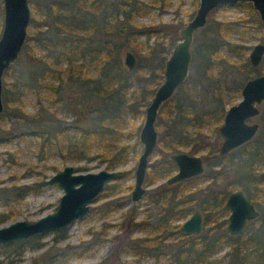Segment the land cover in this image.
<instances>
[{
    "label": "trees",
    "instance_id": "trees-1",
    "mask_svg": "<svg viewBox=\"0 0 264 264\" xmlns=\"http://www.w3.org/2000/svg\"><path fill=\"white\" fill-rule=\"evenodd\" d=\"M159 1L164 2V0ZM29 3L31 11L28 25L37 27L42 22L48 23L51 26V32L49 34L42 32L36 38H25L23 47L30 56L33 68L25 82L4 81L5 105L8 106L10 102L16 103L9 113L5 111L4 113L8 117L26 116L23 104L27 95H32L34 102L39 105L44 102L45 105L42 106L54 118L59 111H70L75 120L69 124H55L47 131L41 129L36 131L41 139L35 142V146L45 149L54 147L60 153L64 151L65 156L77 160L86 158L90 148L94 146L96 150L99 149L98 154L105 161L104 168L114 169L127 160L129 152H135L137 145L136 141L128 142L127 140L131 133L136 134L138 125L130 122L131 128L125 132L121 128L125 127L127 122L129 123V117L140 116L144 112V106L153 92L154 85L161 78V69L167 55V49L161 46V42L156 41L159 34L162 36L161 33L154 32L151 26L132 22L133 17L141 10L143 0H29ZM148 3L154 4L153 0H148ZM190 3L191 9L187 16L191 15L197 5L196 0H190ZM236 4L246 13V17L215 19V8H213L208 12L211 22L203 29V53L201 59L197 61L196 69L198 70L200 66L201 74L203 72L208 74L206 83L211 88L212 107L201 108L188 115L187 108L190 103L187 98L189 90L195 87L196 81L184 80L178 85V90L183 92L172 104L173 113L169 111L161 123L157 121L155 124L156 130L161 131L153 148L159 154V158L151 163L152 169L147 171L143 181L149 182L160 171L162 173L174 168L168 153L176 152L179 145L186 146L188 153L194 152L196 148H204L208 154L205 157L208 169H203L200 174L184 178L171 185L160 184L151 192H147L145 197L148 202L155 204L157 208L152 213L155 215L152 219L148 216V214L151 216L147 213L148 209L144 210V215L140 219H136L137 206L130 204L127 209L129 216L125 229L129 231L137 227L147 231L144 236L126 237L125 240L118 241L115 251L119 254L131 253L135 256H152L158 259L162 252L154 251L157 247V237L168 231L180 240L183 233L176 228L178 225H171L170 222L187 215L195 200L190 193L184 196L183 192L178 190V185L188 184L199 178L213 179L214 175L221 172L220 160L234 150L236 151L231 154L233 155L231 157L236 162L237 178L248 179V183L255 185L264 181V169L255 172V168L250 166V162L253 163L264 157V128L255 138L245 141L222 155L216 152L213 145L203 142L200 134L201 129L209 121L222 120L223 96L233 91L239 92L241 85L250 74H257L259 71V64L253 68L248 63L246 54L249 45L226 39V33L231 28L239 29L238 31L242 32L245 39H264V36L260 35V32L264 30V23L258 18L250 3L239 1ZM35 14L39 15L40 22L36 21ZM1 15L0 0V17ZM118 16H120V22L127 25V43L137 57V63L130 70L120 64L118 55L120 43L113 38L104 37V33L110 32L115 27ZM139 35L145 36L142 42L143 49L140 47L141 42H137ZM150 35H154L152 43L147 40ZM29 38L33 46L46 50L45 55L34 54V47L27 46L26 39L29 41ZM263 59L264 54L260 62ZM222 60L229 61L231 66L238 69L239 78L233 79L231 81L233 83L226 84L223 78ZM66 88L72 89L73 94H65ZM171 98L163 101L161 105L168 104ZM162 106H160L161 110ZM50 107L53 108L49 109ZM160 109L158 111H161ZM81 113L82 116L83 114L86 116H83V121L80 123L77 117ZM260 118L264 127V108L260 112ZM3 135L11 137L6 131ZM160 164L161 170L158 167ZM214 166L218 168L213 170ZM77 168L85 167L77 166ZM210 168L215 174L209 171ZM115 188L116 182L105 183L97 198L106 193L114 194ZM248 188L249 186L246 185L247 191ZM31 189L32 187L28 185L18 188H0V204L7 207L0 210V223L12 215L8 209L9 202L19 200ZM260 191L261 198L258 197L255 201L261 207L258 216L247 221L240 233L231 235L224 231L225 220L217 219V216L228 213L224 206L225 196L222 195L220 200H217L216 193L206 196L203 188H199L196 192L202 195L200 203L203 204L201 207L204 210L202 224L207 225L206 231L197 235L191 234L186 240L180 241L179 244L174 243L175 245L169 249L163 247V254L167 255L170 264H216V262L262 264L264 262V209H262L264 186L260 188ZM117 202L115 199L107 200L93 209H108ZM211 222L215 225L209 226ZM64 227L52 231L53 244L64 238ZM102 232L99 231L97 237L89 239L88 244L99 243L102 240ZM89 234L91 238L94 232L89 231ZM41 235L34 234L4 244H17L18 249L15 248L14 252L20 253L24 246L32 248L40 246L41 243H38V240L36 242L32 240ZM222 245H226L227 249L218 259L209 258L210 254ZM84 249H86L84 244H73L63 246L52 253L47 250L46 253L50 254L47 257L48 264H58L70 256H79Z\"/></svg>",
    "mask_w": 264,
    "mask_h": 264
},
{
    "label": "rangeland",
    "instance_id": "rangeland-1",
    "mask_svg": "<svg viewBox=\"0 0 264 264\" xmlns=\"http://www.w3.org/2000/svg\"><path fill=\"white\" fill-rule=\"evenodd\" d=\"M154 4L148 3V0H143V6L141 10H139L136 15L133 17L132 22L139 23L142 25L151 26L150 28L154 32L161 33L162 36L156 38V41L161 42V46L167 49V53L171 49L172 45L178 40V29L183 26L187 20H189L194 13L195 8L193 9L190 16H187L188 11L191 9L190 0H164V2L159 0H153ZM29 9L31 11V6L28 0ZM215 19H235L238 16H245L246 13L241 10L237 6V4H221L215 7ZM37 22H40L39 15H34ZM250 17V15L248 14ZM258 16V15H257ZM254 17V15L252 16ZM211 22V16L207 14L205 23L196 29L192 34V39L190 43V52L191 59L188 69V74L184 80H195V87L191 88L188 95V110L190 114L195 113V111L200 110L201 108H211L212 101L210 96H212L211 88L206 83L207 75L206 72L201 74V67L199 66L198 70L196 69L197 61L201 59V54L203 53V38L204 32L203 29L207 24ZM127 25L123 22H120V16L117 17L115 27L110 31L104 33V37L113 38L116 42L120 43L118 49L119 61L121 66H124L122 61V52L123 49L126 48L130 50L135 56V64L137 63V57L130 47V44L127 43ZM0 30H1V17H0ZM239 30V29H238ZM235 28H231L226 33V39L230 40L234 43H243L249 45L247 53L250 47L255 42H263L264 39L256 38V39H245L242 32L238 31ZM50 33L51 26L48 23L40 24L39 26L28 25L26 29V37L36 38L41 35V33ZM258 34V32H257ZM260 35L264 36L263 32H260ZM154 39V35H150L147 40L149 43H152ZM145 40L144 35H139L137 37V42L140 43L141 49L144 48L143 41ZM27 41L28 47H34L35 55H45L46 50L41 49L38 46H33L34 44L29 38ZM24 44V43H23ZM160 46V45H159ZM264 54V53H263ZM197 55V56H196ZM247 55V54H246ZM227 60H222L223 64V74L226 84L233 83L231 82L233 79L239 78L238 69L231 66ZM230 66H229V65ZM33 65L30 61V56L26 50V48L21 47L20 52L18 53L16 59L9 65L7 70L4 71L2 77V88H1V100L3 103V110L0 115V188H18L22 185H28L32 187L31 190L27 191L22 198L17 201H10L8 204V209L11 211L12 215L10 218L0 223V225H6L10 222L16 220H25L32 221L37 219L38 217L52 212L57 205L59 196L62 194V189L56 184H47V185H35L34 181L44 179L49 177L51 174L59 171L65 165L73 166L76 172H87V171H97L101 168H104L105 161L102 157L99 156L98 151L94 146L90 148L88 156L83 159H71L65 156L62 151L60 153L54 147L51 148H39L35 146V142H37L41 137L39 133L36 131L43 130L47 131L55 124H64V123H72L75 119L73 118V114L66 111H59L56 113L55 118L50 116L43 106L44 102H41V105L34 102V97L32 95H27L25 99V103L23 104V111L26 116L17 117L12 116L8 117L5 112H10L11 108H14L16 103L10 102L9 105H5L3 101V83L11 82V81H27L29 78L30 71L32 70ZM259 71L257 74L264 72V59L259 63ZM135 70V69H133ZM135 72V71H134ZM256 75L250 74L249 77ZM161 81L159 79L158 83ZM188 82V81H187ZM157 83V84H158ZM154 85L153 90L157 86ZM184 86H187V84ZM189 86V82H188ZM178 87V86H177ZM175 88L170 97L171 100L168 104L161 105L162 110L158 111L155 124L157 121L161 123L165 117L168 115L169 111L173 113L174 100L180 97V93L183 91ZM65 94H73L72 89L66 88ZM222 108L225 109L240 99V92L233 91L232 93L225 94L222 98ZM149 98L147 100V103ZM233 102V103H232ZM146 103V104H147ZM43 105V106H42ZM145 107V106H144ZM258 113L247 119V122H255L257 123V129L251 139L255 138L257 134L260 133V130L263 129L261 124L260 112L264 108V99L257 105ZM50 107L49 109H52ZM224 114V112H223ZM83 116H86L83 114ZM82 113L79 115L78 122L83 121ZM31 117V118H30ZM42 119V120H40ZM143 120V113L140 116L129 117L125 127H122L121 130L125 132L131 128V123L133 122L138 125V129L136 130V134L128 138V142H137L135 152H129L127 156V160L115 168L120 170L122 173L118 178H114L108 182H116V188L114 194H103V196L96 198L89 204L88 212L74 220L72 223L66 225L65 228V236L58 243H52L53 233H45L42 234L39 238L32 240V242L41 243L38 247L24 246L20 253L14 252V249L17 248V244H8L0 243V264H48L47 257L50 255L47 254V250H50V253L53 251L59 250L63 246L73 245V244H84L86 249L81 252L79 256H70L65 259L63 262L58 264H170V261L167 259V255L163 254V247L167 249L171 248V246L175 244H179L180 241L186 240L191 234L183 233V236L178 240L173 234H169L168 231L164 233V235H160L157 237L158 242H156L157 247L154 251H161L160 257L158 259H154L152 256H135L131 253H118L115 251V246L118 241L125 240L126 237H139L144 236L147 230L143 228H133L132 230L125 229V223L128 221V213L127 209L130 207V204H134L137 206L136 219H140L144 215V210H147V213H150L151 216H148L152 219L155 215L152 214L156 211V205L148 202L145 194L147 192H151L155 187L160 184L171 185L165 182V179L174 173L175 168L170 169L169 171H164L159 174H156L153 180L149 182L142 181V185L145 187V192L143 193L142 198L134 203L130 199V191L133 185V176L135 164L137 161V157L139 152L141 151V146L138 143V130ZM221 121H209L200 131L202 141L205 143H210L213 147L216 148V152H218V145L221 140V136L218 132V126L221 124ZM156 129V128H155ZM195 129V128H192ZM7 132L11 137H5L3 135L4 132ZM157 131V130H156ZM161 131H157L156 138L159 137ZM235 148V147H234ZM177 151L187 152V147L179 145L177 147ZM101 150V149H100ZM233 152L227 154L225 158L220 160L221 169L220 173L214 175L213 179L209 178H199L195 181H191L188 184L178 185V190L183 192L185 196L186 193H190L193 196L194 203L191 206L190 212L184 217L177 218L176 220H172L170 222L171 225H178L176 228H179L180 223L189 216L193 209H198L201 215V228L197 233H205L207 225L204 226L202 224L204 218V210L201 206V193L196 192L199 188H203L205 195L216 193L217 200H220L221 196L227 195L229 190L240 189L243 194L255 205L258 210H261L255 201L256 198H261L260 188L264 186V181L260 184L248 183V179H242L238 177V173L236 172V162L232 159ZM168 153V158H169ZM192 154L199 155L203 159V167L204 169H208L207 162L205 161V157L207 151L204 148L197 149L192 152ZM159 154L154 150L150 154L148 158L147 168L144 173V177L146 176L147 171H150L151 163H154L158 160ZM210 161V158H209ZM77 166H84L85 168H77ZM250 166L255 168V172L262 171L264 169V157L256 160L255 162H250ZM161 170L162 165L158 166ZM217 166H214V169H217ZM105 169V168H104ZM210 168L209 171L213 172ZM41 171V172H40ZM215 174V172H213ZM176 183V182H175ZM246 185L249 186L248 191L245 189ZM252 185V186H250ZM129 186V187H128ZM206 187V188H205ZM205 188V189H204ZM232 189V190H233ZM158 190V189H157ZM156 190V191H157ZM218 192H220L218 194ZM100 193V192H99ZM225 193V194H223ZM114 197V198H113ZM225 198V197H224ZM115 199L118 201L117 204L112 205L110 208H102L98 209L97 205L104 203V201ZM224 200V199H223ZM119 203V204H118ZM264 204V203H263ZM7 207L0 204V210H4ZM264 209V206H262ZM221 217V218H220ZM227 215L217 216V219H224V231L225 229ZM216 222V221H215ZM214 222H211L209 226H214ZM180 230V229H179ZM89 231L94 232V235L90 238ZM99 231L102 232V240L93 245H89V239L93 237H97ZM196 234V235H197ZM175 243V244H174ZM57 248V249H56ZM18 249V248H17ZM227 249L226 245H222L214 253L210 254L209 258L218 259V257ZM124 260V261H123ZM54 264V263H53ZM216 264H221V262H216ZM264 264V262L262 263Z\"/></svg>",
    "mask_w": 264,
    "mask_h": 264
},
{
    "label": "water",
    "instance_id": "water-1",
    "mask_svg": "<svg viewBox=\"0 0 264 264\" xmlns=\"http://www.w3.org/2000/svg\"><path fill=\"white\" fill-rule=\"evenodd\" d=\"M247 1L258 18L264 23V0H196L197 5L191 18L178 29V40L166 55L161 69V81L153 90L148 103L144 107L143 120L138 130V143L141 151L138 154L134 169L133 185L130 191L132 202H138L145 191L142 185L148 158L156 143L157 131L155 118L160 104L168 99L175 88L181 84L188 74L191 52L190 43L193 32L201 27L208 12L221 4H235ZM0 30V113L3 110L1 88L3 73L16 59L25 41L26 29L30 20L28 0H1ZM264 53V43L255 42L247 53L251 67L259 64ZM124 67L128 70L135 65L134 54L124 48L122 52ZM264 99V72L247 78L240 88V99L230 104L224 111L222 122L218 126L221 140L218 153L225 154L232 148L249 140L257 129V123L247 119L258 113L257 105ZM176 167L165 182L175 183L184 178L200 174L203 170L201 157L184 151L169 154ZM120 174V170L101 168L97 171L76 172L71 165L63 166L49 177L34 181L35 185L56 183L61 189L56 208L32 221L16 220L0 225V243H9L16 239L27 238L34 234H45L72 223L84 216L89 204L104 188L105 183ZM224 206L228 210L225 229L231 235L240 233L246 222L258 216L259 211L240 189L230 191ZM201 228V215L193 209L179 226L182 233L196 235Z\"/></svg>",
    "mask_w": 264,
    "mask_h": 264
},
{
    "label": "flooded vegetation",
    "instance_id": "flooded-vegetation-1",
    "mask_svg": "<svg viewBox=\"0 0 264 264\" xmlns=\"http://www.w3.org/2000/svg\"><path fill=\"white\" fill-rule=\"evenodd\" d=\"M240 92V91H239ZM251 139V138H250ZM248 141V140H247ZM244 143V142H243ZM242 144V143H241ZM233 149V148H232ZM231 149V150H232ZM230 151V150H229ZM228 151V152H229ZM176 152H178V151H176ZM171 153H173V152H171ZM186 153H188V152H186ZM189 154H192V153H189ZM226 154V153H225ZM222 155V154H221ZM171 160V159H170ZM201 160H202V164H203V159L201 158ZM172 161V160H171ZM173 162V161H172ZM173 164H174V162H173ZM174 168H175V170H176V167H175V164H174ZM203 169H204V167H203ZM203 171V170H202ZM234 190V189H233ZM230 191H232V190H230ZM229 191V192H230ZM145 192V191H144ZM229 192H227V194L229 193ZM227 196V195H226ZM226 196H225V198H226ZM246 197V196H245ZM225 198H224V200H225ZM247 198V197H246ZM248 199V198H247ZM249 200V199H248ZM250 201V200H249ZM253 203V202H252ZM254 205V204H253ZM255 206V205H254ZM256 208V207H255ZM257 209V208H256ZM228 211V210H227ZM259 211V210H258ZM228 214V213H227ZM247 223V222H246Z\"/></svg>",
    "mask_w": 264,
    "mask_h": 264
}]
</instances>
